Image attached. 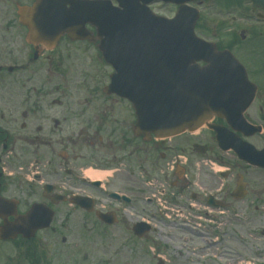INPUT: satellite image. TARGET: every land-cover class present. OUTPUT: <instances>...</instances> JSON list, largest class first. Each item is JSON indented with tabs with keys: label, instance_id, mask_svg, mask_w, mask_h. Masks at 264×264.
I'll list each match as a JSON object with an SVG mask.
<instances>
[{
	"label": "flooded vegetation",
	"instance_id": "flooded-vegetation-1",
	"mask_svg": "<svg viewBox=\"0 0 264 264\" xmlns=\"http://www.w3.org/2000/svg\"><path fill=\"white\" fill-rule=\"evenodd\" d=\"M35 4L0 0V264H68L70 239L108 241L116 227L124 248L141 247L135 262L147 264L156 232V264H264V0L191 4L198 36L231 51L257 86L250 127L213 118L163 139L136 135L131 104L105 90L112 69L95 28L29 29L20 10ZM33 207L54 217L29 237ZM141 223L150 232L139 237ZM227 239L250 253L228 252Z\"/></svg>",
	"mask_w": 264,
	"mask_h": 264
},
{
	"label": "water",
	"instance_id": "water-1",
	"mask_svg": "<svg viewBox=\"0 0 264 264\" xmlns=\"http://www.w3.org/2000/svg\"><path fill=\"white\" fill-rule=\"evenodd\" d=\"M116 1L118 8L109 1L94 7L70 3L69 9L59 10L58 22L68 27L83 16L84 24L97 26L99 48L115 69L109 89L131 102L137 116L135 132L172 136L195 130L214 116L241 127L255 87L231 56L218 54L195 38L197 15L180 8L166 20L143 10L154 0ZM196 61L206 62V68H198Z\"/></svg>",
	"mask_w": 264,
	"mask_h": 264
},
{
	"label": "rangeland",
	"instance_id": "rangeland-1",
	"mask_svg": "<svg viewBox=\"0 0 264 264\" xmlns=\"http://www.w3.org/2000/svg\"><path fill=\"white\" fill-rule=\"evenodd\" d=\"M231 2H228L227 4H230ZM257 42L259 41V38H256ZM257 49L260 52V56H256V62L257 64L264 62V47H257ZM253 54V51L251 50V55ZM252 66H250V71L252 70ZM104 81V78H101L100 81ZM102 81V84H103ZM102 85H100L101 87ZM179 223V220L177 221ZM234 230H237L235 228ZM238 231V230H237ZM174 232V229L172 230ZM157 234L156 232L152 233L151 240H149L148 243V250H147V256H146V262L147 264H156V260L153 254L155 250L154 243L152 242V239H156L154 235ZM109 239L108 241H98L93 235L89 238H86L85 241L82 239H70L68 241V250H69V258H68V264H107L105 262L110 259L113 261V264H144L143 261L135 262V255L134 252L136 250L141 249L139 246H131L129 248H124L123 245L127 244L123 240L124 231L120 227H116L114 229H111L110 232H108ZM228 243V252H235V254L240 251L242 254H249L250 251L241 248V244L237 243L236 241L232 240L229 241L227 239ZM77 244V247H74V245ZM157 244V243H156ZM144 249V247H142ZM73 249V250H72ZM77 250V252H81V254H77V252L74 251ZM100 249H104L106 252L99 251ZM132 251V253H131ZM73 252V253H72ZM82 253H86L88 256L87 258H84ZM230 254V253H229ZM102 262V263H100Z\"/></svg>",
	"mask_w": 264,
	"mask_h": 264
},
{
	"label": "bare ground",
	"instance_id": "bare-ground-1",
	"mask_svg": "<svg viewBox=\"0 0 264 264\" xmlns=\"http://www.w3.org/2000/svg\"><path fill=\"white\" fill-rule=\"evenodd\" d=\"M90 176H92V178H99L101 175L98 174H93V173H89Z\"/></svg>",
	"mask_w": 264,
	"mask_h": 264
}]
</instances>
